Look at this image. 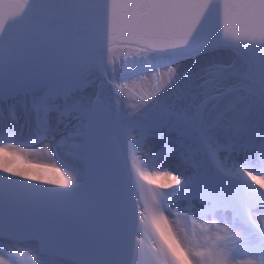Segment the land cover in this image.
I'll return each instance as SVG.
<instances>
[{
  "label": "snow or ice",
  "instance_id": "6c2138e0",
  "mask_svg": "<svg viewBox=\"0 0 264 264\" xmlns=\"http://www.w3.org/2000/svg\"><path fill=\"white\" fill-rule=\"evenodd\" d=\"M0 264H264V0H0Z\"/></svg>",
  "mask_w": 264,
  "mask_h": 264
},
{
  "label": "bare ground",
  "instance_id": "6f19581e",
  "mask_svg": "<svg viewBox=\"0 0 264 264\" xmlns=\"http://www.w3.org/2000/svg\"><path fill=\"white\" fill-rule=\"evenodd\" d=\"M148 76L150 77L151 74L149 73ZM132 86H133V80L128 81V87L131 88ZM137 92H139L142 95V92L139 89H137ZM137 99H138V96H134L130 102L135 103ZM31 163L39 164L40 162L37 160H34V161H31ZM238 259H247V257H239Z\"/></svg>",
  "mask_w": 264,
  "mask_h": 264
}]
</instances>
